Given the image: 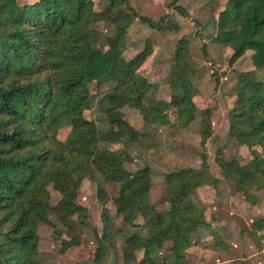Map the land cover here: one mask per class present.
Returning <instances> with one entry per match:
<instances>
[{
  "label": "trees",
  "instance_id": "16d2710c",
  "mask_svg": "<svg viewBox=\"0 0 264 264\" xmlns=\"http://www.w3.org/2000/svg\"><path fill=\"white\" fill-rule=\"evenodd\" d=\"M105 1L107 8L100 12L94 0H0V264H39L41 224L74 232L78 219L87 218L75 188L85 179L96 182L104 205L96 262L117 249L123 264H188L192 235L209 224L206 210L193 199L200 187L217 181L206 154L199 169L166 175L169 208L158 211L150 198L151 169L129 173L124 168L126 153L99 146L101 141L112 142L115 131L102 133L84 115L91 108V87L115 82L101 106L116 120L121 118L119 109L128 104L146 120L168 117L146 105L153 84L139 69L151 53L146 49L126 59L125 29L107 39V49H93L94 23L114 20L124 8L133 11L128 0ZM140 19L155 29L165 22ZM215 41L230 46V63L251 51L264 69V0H228ZM189 61L184 39L171 74L170 106L181 127L201 113L205 147L213 134L212 110H199L193 100L197 91L189 79ZM67 127L70 133L62 141L59 133ZM229 136L241 145L253 143L258 151L247 164L227 160L219 151L216 162L222 176L234 180L237 191L257 204L253 191L264 192V84L249 74L230 113ZM107 183L119 185L116 196L110 195ZM50 187L61 195L56 205ZM111 201L137 232L126 236L116 226L108 208ZM262 226L259 222L258 228ZM164 252L160 261L157 254Z\"/></svg>",
  "mask_w": 264,
  "mask_h": 264
},
{
  "label": "rangeland",
  "instance_id": "374dc122",
  "mask_svg": "<svg viewBox=\"0 0 264 264\" xmlns=\"http://www.w3.org/2000/svg\"><path fill=\"white\" fill-rule=\"evenodd\" d=\"M133 11L124 8L114 20L92 25L93 49H107V39L125 29L123 55L132 59L144 50L151 54L139 69V75L153 84L146 105L167 114L165 121L146 120L133 105L122 106L121 118L106 113L103 99L113 92L116 83L91 87V108L84 115L96 122L105 134L114 130L112 142L101 141V148L128 155L124 168L129 173L149 167L152 171L150 198L158 211L169 208L166 175L185 168L199 169L203 154L207 155L209 170L217 179L200 187L194 194L195 203L206 210L208 226L192 235L193 246L186 252L188 264H264V192L254 190L258 203L252 204L236 189L235 181L222 176L216 162L220 151L227 160L249 163L256 154L253 143L241 145L229 136L230 113L235 108L237 94L245 74L264 84V69L258 67L255 53L248 51L235 63H230V46L215 41L220 14L228 0H128ZM97 11H105V0H94ZM183 8L184 16L176 8ZM136 13L139 17H135ZM145 17L157 23L163 18L161 29L143 22ZM187 40L190 50L189 79L196 89L194 102L199 110H212L213 134L202 146V121L199 112L185 127L178 123L177 112L171 108V74L176 64L177 47ZM70 133L67 127L60 131L65 141ZM78 202L87 211V218H79L74 232L62 227L41 224L38 228L39 264H123L117 249L109 250L101 262H96L99 238L103 234L104 205L98 199L96 182L85 179L75 187ZM110 195L116 196L119 185L107 183ZM52 205L61 195L50 187ZM116 226L126 236L137 232L127 225L111 201L108 204ZM262 227L258 228V223ZM119 246V244H118ZM166 252L157 254L160 261ZM143 255L137 253L138 258Z\"/></svg>",
  "mask_w": 264,
  "mask_h": 264
}]
</instances>
